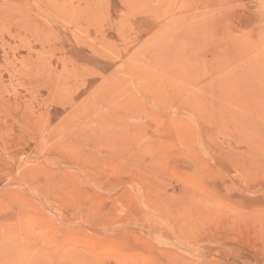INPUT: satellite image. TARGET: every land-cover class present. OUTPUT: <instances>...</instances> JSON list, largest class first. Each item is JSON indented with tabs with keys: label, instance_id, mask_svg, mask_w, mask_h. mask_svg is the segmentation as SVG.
Returning <instances> with one entry per match:
<instances>
[{
	"label": "rangeland",
	"instance_id": "374dc122",
	"mask_svg": "<svg viewBox=\"0 0 264 264\" xmlns=\"http://www.w3.org/2000/svg\"><path fill=\"white\" fill-rule=\"evenodd\" d=\"M0 264H264V0H0Z\"/></svg>",
	"mask_w": 264,
	"mask_h": 264
},
{
	"label": "bare ground",
	"instance_id": "6f19581e",
	"mask_svg": "<svg viewBox=\"0 0 264 264\" xmlns=\"http://www.w3.org/2000/svg\"><path fill=\"white\" fill-rule=\"evenodd\" d=\"M64 67H65V66H64ZM68 69H69V67H68ZM72 70H73V69H72ZM69 72H70V70H69ZM74 74H75V73H74ZM77 74H78V73H77ZM69 76H70V75H69ZM63 81H64V80H63ZM60 97H61V96H60ZM84 105H85V102H84ZM86 105H87V104H86ZM84 107H85V106H84ZM76 108H79V107H76ZM78 110H79V109H78ZM79 111H80V110H79ZM83 112H84L83 114L87 115V114L85 113L86 111H83ZM77 113H78V112H77ZM83 114H82V115H83ZM81 117H82V116H81Z\"/></svg>",
	"mask_w": 264,
	"mask_h": 264
}]
</instances>
